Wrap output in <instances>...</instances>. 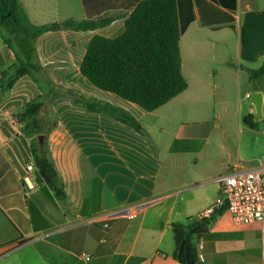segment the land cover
<instances>
[{
    "label": "crops",
    "instance_id": "crops-1",
    "mask_svg": "<svg viewBox=\"0 0 264 264\" xmlns=\"http://www.w3.org/2000/svg\"><path fill=\"white\" fill-rule=\"evenodd\" d=\"M140 1L20 0L36 25L114 18L94 31L40 36L35 42L40 65L72 73L46 76L45 83L49 79L53 86L71 87L90 40L122 35ZM35 13L47 20H37ZM177 13L187 88L153 112L114 94L121 101L103 100L131 113L143 134L103 114L75 108L56 113L44 142L62 181L63 198L37 170L26 169L38 136L27 137L22 124L9 122L43 93L39 80L23 76L2 91L15 57L7 46L0 50V264H179L173 258L172 224L209 218L215 213L205 212L218 197L208 200L202 188L211 176L194 174L176 186L173 171L178 167L191 173L205 160L215 162L219 175L233 165L250 167L264 155V76L253 83L248 72L264 62V0H177ZM87 32V37L79 35ZM44 40L62 42L65 58H58L55 49L39 50ZM78 41L86 43L81 58H76ZM254 92L263 94L257 129L243 122L255 115L249 99ZM224 143L233 149L223 154ZM156 202L161 204L151 205ZM193 242L197 264H264L259 224L236 225L228 210ZM82 255L90 259L83 261Z\"/></svg>",
    "mask_w": 264,
    "mask_h": 264
},
{
    "label": "trees",
    "instance_id": "trees-1",
    "mask_svg": "<svg viewBox=\"0 0 264 264\" xmlns=\"http://www.w3.org/2000/svg\"><path fill=\"white\" fill-rule=\"evenodd\" d=\"M113 16L84 21H63L33 24L20 0H0V31L7 35L6 46L14 42L22 57L19 65L6 73L2 91H9L23 76L34 79L33 72L44 73L37 57L36 40L47 32L59 30L94 31L109 25ZM180 32L177 0H142L125 20V32L117 38L94 36L83 57L80 72L95 88L116 95L146 112H153L167 104L187 88L181 72ZM251 82L264 76V62L256 70H248ZM51 87L52 82L47 79ZM70 98L73 107L86 112L106 115L136 132L143 134L140 122L128 111L110 103L88 98L75 90H67L47 98L42 93L29 102L18 116L22 132L37 137L54 127L46 125L50 101L59 96ZM49 102V103H48ZM252 129L258 128L253 116L243 119ZM32 159L40 178L59 198L64 197L62 181L50 159L47 145L37 142L32 147ZM161 202L151 204L159 206ZM227 210L222 205L209 218L187 219L173 223L175 250L173 258L179 264H197L198 248L193 239L204 234L215 216Z\"/></svg>",
    "mask_w": 264,
    "mask_h": 264
},
{
    "label": "rangeland",
    "instance_id": "rangeland-1",
    "mask_svg": "<svg viewBox=\"0 0 264 264\" xmlns=\"http://www.w3.org/2000/svg\"><path fill=\"white\" fill-rule=\"evenodd\" d=\"M37 5L38 1H37ZM29 7V4H28ZM34 16V15H33ZM35 16L37 18V20H47V18L42 17L44 19L40 18V15H38V13H35ZM34 18V17H33ZM74 33V32H72ZM79 35H86V36H82V37H87L90 35V33H79ZM8 35L1 30L0 31V50H5L6 49V40L8 39ZM45 41V40H44ZM11 48H8L10 51V54L13 55L15 58L13 60L14 61V65H13V69H15L18 65V58L17 57H22L16 44L13 42L12 43ZM63 43L60 41H50V40H46L45 42H40L38 44V48L39 50H41V48L44 49H55L59 52L58 58L64 59V53L65 50L62 47ZM85 48H86V43L84 41H78V46L76 48V58H81L84 55L85 52ZM78 76L75 77V75L73 76L72 79V83H70L71 87H62V86H55V88L51 87L50 85L45 83L44 77L46 76H57L59 78H61L62 75H72V73L70 72L68 73H64L63 71H58V70H48L46 69L44 71V73H40V72H33V75L39 80L38 84L41 87V92L45 93L46 96H48L47 98H51L53 95L57 94V93H61L63 91H67V90H75L81 94H83L84 96L88 97V98H94L97 100H109V101H115L116 99L121 101V99L117 98L116 96L109 94L107 92H103L100 91L98 89H96L95 87H93L88 80L83 77L80 73V71L78 70ZM59 100V104L56 110V106L54 103H56V100ZM49 103V102H48ZM113 104V103H112ZM75 107L72 106L71 100L69 97L67 96H59L58 98L53 99L52 101H50L49 105H48V109H46L44 111L45 116L47 115V119H46V125L51 126L53 125L56 120H57V116L56 113H60V114H67L70 113V109H73ZM78 109V108H75ZM81 110V109H80ZM215 121V119H212ZM261 127L264 126V123L260 124ZM132 129V128H131ZM214 141V140H213ZM225 148H227L225 151L223 150V154L231 151L233 148L231 146V144L229 143H224L223 144ZM213 158L215 161H217L218 159V155H216V153L212 154ZM215 162H211L209 161L208 163H206V161L204 160H200L195 166L192 167V172L191 173H186V169L184 168H178L175 169L173 171V175H171V179L173 180V182L175 183L176 186H179L181 184H184L185 182H189L191 180V178L194 176V174H199L198 176H211L212 179H209L208 183L205 184L204 189H206V197L208 200H212L215 199L216 197L220 196L219 191H217L216 189V185H217V181L216 178L218 176V174H216V172H214V168H215ZM167 169H164V172L166 174ZM210 178V177H207Z\"/></svg>",
    "mask_w": 264,
    "mask_h": 264
},
{
    "label": "built area",
    "instance_id": "built-area-1",
    "mask_svg": "<svg viewBox=\"0 0 264 264\" xmlns=\"http://www.w3.org/2000/svg\"><path fill=\"white\" fill-rule=\"evenodd\" d=\"M9 122L13 125L20 124V119L10 117ZM26 169L28 172L37 170L33 160ZM217 181L220 196L205 214H214L219 207L226 205L234 224L258 223L264 257V155L250 167L233 165L225 168L218 175ZM81 258L83 261L90 259L87 255H82Z\"/></svg>",
    "mask_w": 264,
    "mask_h": 264
},
{
    "label": "water",
    "instance_id": "water-1",
    "mask_svg": "<svg viewBox=\"0 0 264 264\" xmlns=\"http://www.w3.org/2000/svg\"><path fill=\"white\" fill-rule=\"evenodd\" d=\"M249 99L255 108L254 121L259 122L263 119V94L260 92H254L250 95ZM37 139L40 144H43L45 135L41 134Z\"/></svg>",
    "mask_w": 264,
    "mask_h": 264
}]
</instances>
